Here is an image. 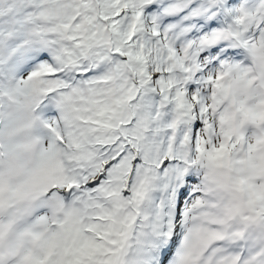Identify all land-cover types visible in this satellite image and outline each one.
<instances>
[{
  "label": "snow or ice",
  "instance_id": "6c2138e0",
  "mask_svg": "<svg viewBox=\"0 0 264 264\" xmlns=\"http://www.w3.org/2000/svg\"><path fill=\"white\" fill-rule=\"evenodd\" d=\"M0 264H264V0H0Z\"/></svg>",
  "mask_w": 264,
  "mask_h": 264
}]
</instances>
